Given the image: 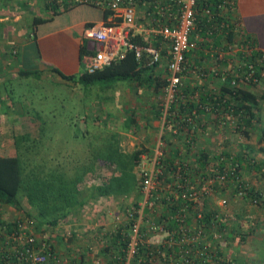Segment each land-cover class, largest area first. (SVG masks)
<instances>
[{
  "label": "rangeland",
  "instance_id": "obj_1",
  "mask_svg": "<svg viewBox=\"0 0 264 264\" xmlns=\"http://www.w3.org/2000/svg\"><path fill=\"white\" fill-rule=\"evenodd\" d=\"M130 83L134 84L130 81H119L108 87L100 83L84 85L78 81H66L50 75H43L37 80L33 77H17L5 81V89L13 101L6 96L0 104L3 108L10 101L12 106L7 107L9 113L20 115L15 119L0 118V154H20L25 166H28L27 169L34 170L39 176L60 174L64 180L69 177L80 178L72 197L69 196L66 185L59 187L61 183L55 180V203L58 206H72L77 209L64 219L57 214L60 218L56 226L47 224L48 218L44 223L38 222V209L32 207L25 195L19 197L18 206H11L19 213H16L13 220L19 216L32 219L34 231L36 226L41 230L38 234L40 237L50 236L52 230L63 236L55 240V250L59 253L61 261L78 256L86 251L88 246L98 247V238L104 232L112 233L125 221L126 209L143 199L140 166L145 160L146 164H149L148 158L152 156L157 144L163 95L162 91L154 90L133 93L134 85L130 90L127 87ZM251 90L260 98L261 109L257 113L259 120L253 122L250 137H244L235 130L237 120L233 118L235 123L230 127L231 136H227L230 138L227 143H224L221 137L220 141H205L201 144H209L207 149L210 154L212 151L219 153L228 150V153L236 155L248 146L253 151L250 155L257 161L262 158L258 151L257 138L260 129L264 127V76L252 85ZM134 98L139 99L141 105L144 103L139 110L134 107ZM4 113L9 114L7 110ZM145 117H148L147 120ZM149 119L159 121L157 133L153 130L147 132L146 129L149 128L143 126L144 122L148 124ZM153 134L154 138L150 139ZM164 135L168 139L171 138L169 133ZM174 139L177 137L171 141L166 139L163 145L165 151L170 152L177 145L183 146V141ZM183 148L185 150V145ZM136 151H142L140 159L136 162L133 160L132 164L130 155ZM107 155L127 161L128 172L134 178L124 190L88 199L91 187L107 185L113 178H119L124 173V170L121 171L111 162L112 160H108ZM143 155L146 159L140 164ZM195 159V156H190L189 164H197ZM84 170L87 171L80 177L79 173ZM260 171L245 168L243 177L262 194L261 204L244 200L234 194L229 186L226 190H216V195L202 200L200 204L202 207L205 204L210 208L221 209L217 203L218 198L225 196L228 199L226 222H230L227 224L228 231L232 232L223 237L219 245L221 258L231 264H264V178L259 174ZM58 194L60 195L57 197ZM83 199L84 204L78 209L77 203ZM64 207L61 208L64 210ZM5 213L11 216L9 211ZM252 223L254 229L249 231Z\"/></svg>",
  "mask_w": 264,
  "mask_h": 264
},
{
  "label": "built area",
  "instance_id": "obj_2",
  "mask_svg": "<svg viewBox=\"0 0 264 264\" xmlns=\"http://www.w3.org/2000/svg\"><path fill=\"white\" fill-rule=\"evenodd\" d=\"M77 1L92 3L112 10L108 20L85 32L86 38L99 44L86 63L87 72H93L112 61L119 60L124 57L126 51L133 49L137 58L146 52L149 56V63L156 62L160 65L164 62L166 73V84L161 90L163 95V101L160 103L162 115L157 144L152 156L148 158V165L146 160L143 162L146 156H141L140 164L143 162L140 166L141 183L144 196L137 206L132 205L126 209L125 221L120 224H126L129 220H133L126 231L128 241L124 253L96 258L93 255L95 248L98 247L88 246L84 251L88 254L86 256L89 257L91 264H131L140 247L145 246L148 251V255L145 256L148 264H205L207 262L216 264L218 262L215 250L216 241L231 233L230 230L228 231L226 222L228 199L225 196L218 198L217 203L221 209L219 207L212 208L213 212L219 209L218 215L223 216L220 225L226 224V227L224 225L222 229L215 217L206 224L199 222L203 216L201 201L216 195V190L222 191L229 187L232 189L237 187L238 192L235 194L242 197L245 194L246 185L242 184L241 178L233 177V166L230 163L223 167V172L221 169L218 170L214 164L208 170L201 168L196 163H185L182 168L181 165H178L179 161L177 160L169 166L170 163H165V158L170 157V152L163 149L166 139L171 141L177 137L174 140H181L188 146L184 150V145H177L180 152L178 155L184 152L193 153L196 141L189 135V130L197 133L200 125L203 127L209 122V118L197 113V109L182 112L171 110L181 96L182 79L187 71L185 52L189 46H194L193 43H189V35L195 25L197 0H176L178 7L176 12L170 10L174 0H167L166 5L156 3L153 5L155 15L147 9H139L135 0ZM135 33L145 37L158 34L163 38V41L156 46L134 45L131 42V36ZM241 50L243 51L242 46L238 48L235 44L228 45L230 55ZM163 51L167 55L166 58H162ZM223 56L224 54L220 52L219 57ZM258 60L264 63V56ZM240 67L242 66L237 64L234 59V62L224 67V70H219L220 72L214 74L222 82H225L229 77L230 87L236 88L248 80L254 72L252 63H249L248 70L240 71ZM213 108L212 102H206L201 106V109L210 112V115L217 118L218 123L233 126L232 123H235L233 118L237 117L231 114L230 109L227 111L219 107L215 112ZM176 109L180 110L178 104ZM166 133L171 134L170 139L164 135ZM176 135L182 136L180 138ZM174 165H176V169L172 171ZM169 168L171 173L170 170L168 172ZM182 172H186V174L182 176ZM168 176L172 177V180L166 181ZM162 198L171 203L181 202L183 204L174 214L170 213L168 206V214L164 216V208H161L164 204L161 201ZM251 202L257 204L255 199H251ZM188 218H191L189 223H187ZM173 220L178 222L176 228H171L169 225ZM33 224L32 219L20 216L14 220L1 219L0 264H48L49 258L52 260L51 264H77L70 262V259L61 261L55 247L52 248L47 244L46 239H42L34 231ZM122 231L124 230L122 229ZM106 234L110 233L104 232L99 237L98 246L107 243Z\"/></svg>",
  "mask_w": 264,
  "mask_h": 264
},
{
  "label": "trees",
  "instance_id": "obj_3",
  "mask_svg": "<svg viewBox=\"0 0 264 264\" xmlns=\"http://www.w3.org/2000/svg\"><path fill=\"white\" fill-rule=\"evenodd\" d=\"M159 1L160 2H157L156 0H135L134 2L139 9H147L153 15H155V9H153V5L156 3L166 5L167 2V0ZM49 3V9L55 14L67 9L69 7L68 5H70L69 3L61 4L58 2V0H49ZM76 3L78 2H73L72 4ZM168 4H170V2H168ZM177 8L176 0H174L171 4L170 10L176 12ZM195 8V25L189 35V43H193L194 46H189L185 52V59L187 63V71L185 74H191L201 77L202 79H208L209 82L210 79H213L216 81V87L218 91L206 95L205 98L201 96L199 102L194 103L189 101L187 97L188 95H186L187 93L189 94V92H187L182 87L181 96L177 103L180 107V110L176 109L177 104L173 105L171 110L182 112L197 109V113L201 114L203 117H208L207 115H210V112H206L204 109H201V106L206 102H212L214 104L213 110L215 112H217L216 110H218L219 107L227 111L230 109L231 114L234 117H237V126L235 130L240 132V134L244 137L249 138L251 134L250 130L253 127V122L255 120H259L257 113L261 109L260 98L251 90V87L264 76V63H261L258 60L264 56V52L259 49V47H257L255 38L240 27V21L235 10V0H197ZM111 13V9L105 8V19ZM41 21H44V19L35 18L34 24H37ZM162 41L163 38L158 34H151L148 37H145L139 33H135L131 36V42L134 45L139 46H156L162 43ZM234 44L237 45L238 48L242 46L243 51H236L235 53L231 52L233 55H230L228 52V45ZM220 52L224 54V56L221 58L219 57ZM166 56L167 55L165 51H163L162 58H166ZM234 59L236 60L237 64L242 66L240 67V71L248 70L249 63L254 65V72L252 76L236 88L230 87L229 77L226 78L225 82H222L219 78H216L214 74L215 72H220L219 70H224V67H227L231 62H234ZM158 64L159 63L156 62L149 63V56L146 54V52L143 53L140 58H137L135 56V51L132 49L126 51L123 58L112 61L110 64L105 65L93 72H87L85 70L76 77L63 75L61 73H59V75L63 80H71L75 82L78 81L84 85L100 83L106 85L105 87H108L119 81H133L136 89L141 88L142 90L161 91L163 86L166 84V73L165 69L162 70L158 68L161 67V65ZM40 74L41 73L38 71L22 70L19 72V77H33L40 79ZM1 89L2 84L0 83V90ZM183 98H185V100ZM199 105L201 106L199 107ZM133 120L134 119L132 118V121ZM204 126L205 125H203V127ZM189 135L191 138L194 137L196 141L195 149L192 150L193 153L184 152L178 155V153H180L179 149L175 147L170 151V157L165 158V163L168 162L170 163L168 165L171 166V164L177 160L179 161L178 165H181L182 168H184V164L189 163L188 158H190V156H195V161L203 169H207L208 166L211 168L214 164L218 170H222L227 163H230L233 166V177L241 178L242 184L246 185L245 194L242 196V198L250 202L251 199H255L257 204H261L263 202V196L259 190L254 185L249 184L243 177V169L246 168L248 170L256 171L261 170L259 174L264 178V127L260 129L257 138L258 151L262 155L260 161H257L252 155H250L253 151L248 146L245 147L243 152L236 155L228 153V150L210 154L209 151L205 150L199 144L195 131L193 132L189 130ZM176 136H180L181 138L182 135ZM183 145L188 148L185 143H183ZM141 152L142 151H136L130 155L132 164L133 160L136 162L140 159ZM107 157L108 160H112L111 162L114 163L118 169L121 171L124 170V173L119 178H113L112 181L107 185H97L91 187L88 199H96L98 195L124 190L125 186H128L130 181L134 178L133 175L128 172L129 166L127 161L120 158L115 159L113 155H107ZM175 166L176 165L173 166L172 171L176 169ZM27 168L28 166H25L21 155L18 153L14 155H0V205L7 203L18 206L19 197L21 195H25L32 207L34 206L38 209L39 215H36L38 222L41 221L44 223L48 218L47 224L51 226H56L58 224L60 217L57 214H60L61 218L64 219L66 215L77 210L72 206H58L57 203H55L56 194L54 193L53 195V190L55 191L56 183L54 182L56 180V182L58 181V183H61L59 187L66 185L65 188L68 189L70 194L69 196L72 197V194H74L73 190H76L75 185L77 184V181L80 180V178L72 179L69 177L64 180L61 179L62 176H60V174H57L56 176H46V174L39 176L34 170ZM169 170L171 173L170 168L168 169V172ZM86 171L87 170H84L81 173L78 172L80 177H82L83 173ZM221 172H223V170ZM184 174H186V172L181 173L182 176H184ZM169 180H172V177L168 176L166 181ZM59 187L57 186V188ZM232 192H234V194L237 193L238 188L234 187ZM59 195L60 194H58L57 197ZM161 201L165 204H162L163 206L161 207L162 209L164 208V216L168 214L169 209L171 214L176 213L183 204L181 202L171 203L164 198H162ZM77 204L79 205L77 206L79 209V207L84 204V199L79 201ZM133 206H137V203H134ZM168 206L169 209H167ZM61 207H64V210ZM218 212L219 209L213 212L212 208L207 207V205L204 204L203 216L201 219H199V222L201 224H206L207 222H210L213 217H215L218 220L217 223L220 225L223 216L218 215ZM1 219L2 218L0 215V221ZM190 221L191 218H188L187 223ZM132 222L133 220L131 219L126 222V224H122L117 227L112 233L106 234L107 243L105 245L98 246L93 256L99 258L108 256L109 254L111 256L116 253L123 254L128 241L126 231ZM177 223L178 222L173 220L169 225L171 228H176ZM224 225L223 226L226 227V224ZM223 226L220 225V228L222 229ZM122 229L124 231H122ZM250 229H254L253 223L249 227V231H252ZM35 232L37 234L41 233V230L38 228V226L35 227ZM52 234L53 237H51ZM234 234L242 235L239 233ZM60 237L62 238L63 236H60L59 232L56 233V231L52 230L50 236L41 238L46 239L47 244L53 248L55 247V240L59 239ZM219 244L220 240H217L215 250L218 263L231 264L230 261L221 258L222 251ZM86 255L88 254L81 252L80 256H74L70 258V262L77 264H91L89 257ZM147 255V248L145 246H141L137 256L132 259L131 264H146V262L148 264V261L145 258ZM51 263L52 260L49 258L48 264ZM205 264H209V262Z\"/></svg>",
  "mask_w": 264,
  "mask_h": 264
},
{
  "label": "crops",
  "instance_id": "obj_4",
  "mask_svg": "<svg viewBox=\"0 0 264 264\" xmlns=\"http://www.w3.org/2000/svg\"><path fill=\"white\" fill-rule=\"evenodd\" d=\"M58 2L70 5L67 9L55 14L49 9V0H0V83L2 84L0 101H4L3 98L10 95L5 89L6 79L19 77V72L22 70L38 71L41 76L50 75L55 78L60 77L59 73L76 77L86 70V63L99 44L86 38L85 32L108 20L111 15L109 14L105 19V8L92 3L77 0H58ZM73 2L78 3L72 4ZM235 10L240 27L255 38L257 47L264 52V0H235ZM35 18H43L44 21L34 24ZM160 65L161 67L158 68L164 70V62ZM29 78L32 77L27 79ZM133 85L132 83L130 86L127 85L129 90ZM182 87L189 92L186 94L189 101L194 103L199 102L201 96L205 98L206 95L218 91L216 81L213 79L209 82L208 79L191 74L184 75ZM137 92H142V89H136L133 86V93ZM9 100L13 101L10 97ZM10 101L3 108L0 104L1 119L19 118L20 114L9 113L7 107L12 106ZM134 101V107L137 110L144 105V103L141 105L137 98H134ZM6 110L9 114L4 113ZM207 116L209 125H205L203 129L200 125L196 133L199 144L205 141L210 143L220 141L221 137L224 143H227L230 139L227 136H231L230 126L218 123V119L212 115ZM147 118L145 117L146 120ZM143 126L149 128L146 129L147 132L153 130L157 133L159 121L149 119L148 124L144 122ZM152 137L154 138V134L150 139H153ZM208 147L209 144L203 148L209 151ZM11 206L7 203L0 205V215L3 219L10 220L19 214ZM6 211H9L11 216L6 214ZM71 213L66 217H69Z\"/></svg>",
  "mask_w": 264,
  "mask_h": 264
}]
</instances>
